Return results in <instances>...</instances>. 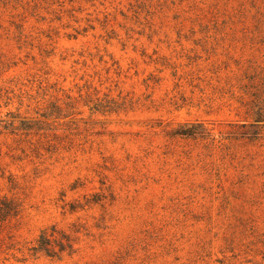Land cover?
Here are the masks:
<instances>
[{
	"label": "rangeland",
	"instance_id": "374dc122",
	"mask_svg": "<svg viewBox=\"0 0 264 264\" xmlns=\"http://www.w3.org/2000/svg\"><path fill=\"white\" fill-rule=\"evenodd\" d=\"M259 106L264 0H0V264H264Z\"/></svg>",
	"mask_w": 264,
	"mask_h": 264
},
{
	"label": "trees",
	"instance_id": "16d2710c",
	"mask_svg": "<svg viewBox=\"0 0 264 264\" xmlns=\"http://www.w3.org/2000/svg\"><path fill=\"white\" fill-rule=\"evenodd\" d=\"M92 108L96 110L112 109L108 104H103L101 102H95ZM252 118L254 122L264 121V106H259L258 109L253 112ZM21 125L23 126L26 124L21 122ZM195 127H199L200 130H197ZM174 134L182 137H193L204 135L205 131L200 125L184 124L179 126ZM92 201L96 202L97 198H93ZM73 207L74 206L70 205V209H73ZM18 212L19 204L16 203V201L7 196L0 197V235L3 233L10 220L17 216ZM55 232L54 227L41 230L35 243L27 248L29 255L36 256L42 254L50 258H60L63 253L71 254L74 251L73 240L69 235L62 232H57L58 234L55 237ZM3 244V238L2 240L0 238V247Z\"/></svg>",
	"mask_w": 264,
	"mask_h": 264
}]
</instances>
